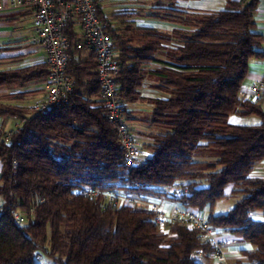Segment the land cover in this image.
<instances>
[{"label": "trees", "instance_id": "16d2710c", "mask_svg": "<svg viewBox=\"0 0 264 264\" xmlns=\"http://www.w3.org/2000/svg\"><path fill=\"white\" fill-rule=\"evenodd\" d=\"M153 1L165 2V18L181 26L170 32L135 27L128 13L106 17L98 5L118 61V97L125 105L139 100L147 73L160 77L158 87L166 92L151 100L149 120L165 131L143 143L150 155L131 169L122 164L120 142L99 100L95 54L73 19L64 28L72 80L66 98L36 110L10 101L23 92L0 96V117L19 121L0 138V264H37L41 251L57 264H202L195 253L208 255L213 247L198 229L179 222L160 231L145 204L157 197L182 208L208 207L212 229L252 247L229 264H264V220L251 216H264V177L250 176L264 160V109L240 96L249 61L264 58L254 21L259 0H227L222 9L205 12L175 11V0ZM151 61L162 66L145 71ZM48 74L46 62L2 69L0 88L20 90ZM232 114L256 115L259 122L234 124ZM176 183L179 196L169 190ZM229 184L238 198L227 212L214 214ZM94 187L117 200L80 192ZM127 194L130 201H118Z\"/></svg>", "mask_w": 264, "mask_h": 264}, {"label": "built area", "instance_id": "2783aa9c", "mask_svg": "<svg viewBox=\"0 0 264 264\" xmlns=\"http://www.w3.org/2000/svg\"><path fill=\"white\" fill-rule=\"evenodd\" d=\"M11 3L14 6L29 4L34 7L32 24L36 34L30 42L41 46L46 54L49 74L44 81V95L33 108L38 110L57 105L72 90V80L65 70L68 40L64 28L67 21L73 19L80 28L84 42L95 54L99 100L120 142L123 151L122 164L125 168L131 169L143 152L142 144L135 138L124 118L125 103L117 95L115 81L118 61L112 49L111 39L103 29L97 0H11ZM247 98L259 103L264 101L263 79L250 87V95ZM10 133L11 131H5L0 127V138L7 139ZM169 190L174 196H179L182 193V186L176 183ZM80 192L91 196L103 193L108 200H117L114 193L98 187L83 188ZM130 200V194H127L120 197L118 201L122 203ZM162 200V197L149 198L145 203L154 211V218L160 231H166L167 224L170 222H179L189 228H196L200 236L213 247L211 255L216 263L228 264V253L216 240L215 230L201 216V211L194 208H182L166 213L161 206ZM14 217L18 222H23L19 212H14ZM202 254L201 251H197L195 257L199 258Z\"/></svg>", "mask_w": 264, "mask_h": 264}, {"label": "crops", "instance_id": "0c3cea01", "mask_svg": "<svg viewBox=\"0 0 264 264\" xmlns=\"http://www.w3.org/2000/svg\"><path fill=\"white\" fill-rule=\"evenodd\" d=\"M97 2L106 17L118 13H128L129 18H127V20L135 27L152 28L160 32H170L181 26L180 23L165 18L166 13L162 9L169 7L165 2H156L153 0H97ZM226 2L227 0H175L171 8L175 11L183 12L215 11L222 9ZM33 13L34 7L32 5L24 4L14 6L11 0H0V70L46 62L44 49L30 42L36 34L32 24ZM254 21L255 30L263 37V42L259 48L264 50V0H259L257 3ZM114 24L117 26L118 22ZM75 27L80 33V28L77 24H75ZM156 57L162 58V56L159 55ZM161 66L162 63L151 61L144 66V69L145 71H150L160 68ZM263 76L264 58L251 59L248 64V71L240 87V96L242 98H247L250 95V87L255 82L261 80ZM44 81L45 79H42V83L36 81L37 83L23 90L28 93L30 92L29 95L32 97L38 93L43 97ZM160 83V77L147 73L140 88L141 98L133 103L125 105L126 113L124 112V118L132 131H134V127H138L139 123H146L144 122L145 120H143L144 115L152 114L153 103L151 100L155 98H164L166 96V92L158 87ZM7 90L8 89H0V96H2L1 93L7 92ZM13 92L15 93V91ZM16 92H20V90H16ZM42 97L32 98V102H29L30 106L32 105L31 107H33ZM18 99L21 102L23 98ZM10 101L16 103L17 99H11ZM261 105L264 109V101ZM4 121L2 120L0 122V127L2 129L5 123ZM231 123L241 124L238 122ZM18 126L19 122H15L14 127L17 128ZM136 129H138L137 131H139L145 139L149 140H143L141 141L142 143L150 142L153 135L156 134V132L150 130ZM250 176L264 177V160L257 163L251 171ZM231 190V184L224 188L225 197L230 195ZM162 199L161 206L166 213H171L174 209H182L180 208V203L172 199ZM251 216L255 220H264V216L260 212H252ZM214 236L216 240L221 243L222 248L228 253L227 258L230 263L243 259L242 251L252 248L250 244L243 242L239 237L225 231L216 230ZM199 262L202 264H217L211 253L208 255L202 254L199 257Z\"/></svg>", "mask_w": 264, "mask_h": 264}, {"label": "rangeland", "instance_id": "374dc122", "mask_svg": "<svg viewBox=\"0 0 264 264\" xmlns=\"http://www.w3.org/2000/svg\"><path fill=\"white\" fill-rule=\"evenodd\" d=\"M38 83H42V80H37ZM35 83H37L36 81H32V82H29L27 83L24 88L26 87H29V86H32L34 85ZM24 88L20 89V92L22 93L24 90ZM0 89H6V88H0ZM3 91H6V90H3ZM13 93L12 90H7V92H3L1 93L2 97H6V95L8 93ZM16 92V91H15ZM30 92H23L22 94H20L22 96V101L20 102L19 99H17L16 103L19 104V105H22V106H27V107H31L29 102H32L31 99L32 98H36V97H42L41 94H36L34 97H32L31 95H29ZM43 95H44V92H43ZM21 99V98H20ZM32 114L31 111H29L27 113V115H30ZM152 119V114H146L143 116V120H145L144 122L146 123H143L142 124H138V127H134V135H135V138H137L138 141H149L147 139H145L142 134L139 133V131H137L138 129L136 128H139V130H150L152 132H163L165 131L164 128L162 127H159L151 122H149V120ZM4 121V125H3V130L5 131H12L15 127H14V123L15 122H19L17 118L15 117H11V116H6V117H0V122L1 121ZM229 121L230 122H238V123H241V124H245V125H254V124H257L259 122V118L256 116V115H247V116H237L236 114H232L229 118ZM132 130V129H131ZM142 144V149H143V143L141 142ZM150 155V153L148 151H145L143 150L142 154L139 156V159L138 160H144L146 159L148 156ZM238 197L236 196H226V197H223L217 201H215L214 205H213V213L214 214H219V213H225L227 212L235 203V201L237 200ZM180 205V204H179ZM181 206V205H180ZM182 208V207H180ZM208 207L204 208L203 211L200 212L201 216L205 219L206 215L208 214ZM34 261L37 263V264H57L56 261L49 257L48 255H46L44 252H40L38 254V256H36L34 258ZM196 261L199 262V258H196ZM230 262H228L229 264Z\"/></svg>", "mask_w": 264, "mask_h": 264}, {"label": "water", "instance_id": "95a60500", "mask_svg": "<svg viewBox=\"0 0 264 264\" xmlns=\"http://www.w3.org/2000/svg\"><path fill=\"white\" fill-rule=\"evenodd\" d=\"M248 3H250V1H248Z\"/></svg>", "mask_w": 264, "mask_h": 264}]
</instances>
